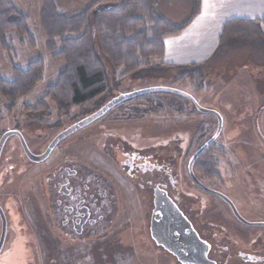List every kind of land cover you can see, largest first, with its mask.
Segmentation results:
<instances>
[{
  "label": "rangeland",
  "instance_id": "obj_1",
  "mask_svg": "<svg viewBox=\"0 0 264 264\" xmlns=\"http://www.w3.org/2000/svg\"><path fill=\"white\" fill-rule=\"evenodd\" d=\"M26 1L29 0L22 3ZM55 1L61 14L72 17L96 0ZM26 12L30 15L29 26L36 46H20V38L14 34L10 36L14 39L12 58L19 68L42 59L45 64L43 81L14 104L0 96V139L9 131L20 130L30 150L41 152L53 137L122 95L150 88L177 90L191 95L197 105L217 112L222 119L219 137L206 150L211 157L208 160L218 165V180H208L195 171L196 177L208 188L226 196L242 218L250 223L264 224V103L258 98V94L264 97V41L258 34L222 44L221 53L203 68L198 84L203 88L201 93L196 92L197 84L177 82L184 71H165L155 64L153 68L126 78H121L119 72L115 80L113 67L102 58L112 81L111 92L95 107H74L60 112L52 102L44 105L41 101L47 88L65 71L66 64L52 58L47 48L48 38L33 5L27 7ZM186 19L185 16L182 20ZM56 42L60 46V40ZM230 43L234 45L227 49ZM0 76L9 81L14 79L10 56L1 49ZM197 105L186 97L167 92H156L146 99L127 100L63 144L61 151L52 155V161H59L64 149H68L74 156L89 157V161L100 165V148L106 152V145L112 142L137 149L151 148L157 157L163 149L173 173L177 172L180 202L188 217L197 224L201 237L209 242L210 257L215 264H245L242 257L246 254L264 255V226L238 223L225 201L203 191L191 180L190 160L219 129L218 119L200 112ZM159 107L163 114H150ZM39 126L42 137L34 133ZM22 151L18 138H10L0 159V207L8 223L0 264H178L144 239L145 225H136L122 233L119 245L115 241L118 237L112 235L104 241L97 238L80 247H71L64 239L54 236L50 225H44L48 210L41 178L51 168L28 162ZM131 209L127 214L122 203L120 221L144 223L146 216L137 200ZM37 214L40 219L36 221ZM1 224L0 218V237ZM118 253L124 254L123 259Z\"/></svg>",
  "mask_w": 264,
  "mask_h": 264
},
{
  "label": "trees",
  "instance_id": "obj_2",
  "mask_svg": "<svg viewBox=\"0 0 264 264\" xmlns=\"http://www.w3.org/2000/svg\"><path fill=\"white\" fill-rule=\"evenodd\" d=\"M41 2L40 22L48 38L47 48L55 61L66 64L57 82L47 88L41 104L52 102L60 112L74 107H95L111 92L112 81L102 58L113 67L115 80L119 72L121 78H126L140 70L153 68L154 64L163 68L162 64L154 61L164 57L165 40L179 35L185 27L173 26L160 17L154 11L155 0H96L72 17L60 14L53 0ZM192 3L193 18L200 11L201 0H192ZM29 22V17L10 0H0V49L10 56L14 74L11 81L0 76V96L11 104L43 81L45 64L42 59L29 63L26 68H19L12 58L15 50L14 39L10 36L16 34L22 47L36 46ZM235 24L240 22H230L224 27L221 44L254 34L264 41V20L258 24L247 23V27L234 28ZM57 40H60V46ZM203 68L191 65L177 82L184 84L189 81L198 85L203 77ZM202 91L198 85L196 92ZM151 95L130 100L146 99ZM163 113L159 107L150 114ZM207 151L195 162L193 171L215 181L218 180L219 168L216 162L208 160L211 157Z\"/></svg>",
  "mask_w": 264,
  "mask_h": 264
},
{
  "label": "flooded vegetation",
  "instance_id": "obj_3",
  "mask_svg": "<svg viewBox=\"0 0 264 264\" xmlns=\"http://www.w3.org/2000/svg\"><path fill=\"white\" fill-rule=\"evenodd\" d=\"M39 130H42L40 126L34 130V133L37 137H42ZM81 130L62 140L48 158L41 162L31 161L24 152L20 138L18 136L11 137L18 138L23 155L28 162L51 168L42 175L45 190L42 185L41 188L44 190V192L42 191L43 199L47 203L48 210V213L44 216V225H50L54 236L64 239L71 247L74 245L80 247L97 238L104 241L112 235L118 237L115 241L119 245L122 244V237H120L122 233L133 229L136 225H145L144 239L146 238V241L155 244L163 253H167L165 254L166 257L171 256L178 264H182L174 255L162 246L157 245L152 237V225L159 223V219L162 217L163 201L166 198L186 217L204 244L206 246L210 245L207 240L201 237L202 235L196 227L197 224L184 211L179 199L180 188L176 179L177 172L173 173L170 161L163 153V149L160 151V157H157L152 154L151 148L137 149L126 142L123 143L128 144V147L120 142H112L106 145L109 148V150L106 149V152L100 148V165L94 161H89V157L84 159L81 158L83 155L78 157L75 154L74 156L71 150L68 149H64L65 153L59 161H52V155L57 150L60 152V147L67 141H72L71 138ZM14 131L20 132L21 135L23 133L20 130ZM55 138L56 136L51 139L44 151L37 153L32 152L27 143L26 145L32 154L41 156L48 150ZM80 138L87 139L83 136ZM47 175L48 178H46ZM194 176L196 177L195 173ZM196 179L204 187L198 185L203 191L208 193L214 191L205 186L197 177ZM193 183L195 182L193 181ZM136 200L146 216V218L144 216L145 222H121L122 203L128 214L132 212L131 206ZM230 210L238 223L247 225L236 217L231 207ZM129 218L131 217L129 216ZM37 219H40V214L36 215V221ZM40 224L38 223V225ZM118 255H120L119 258L123 259L121 256H124V254L118 253ZM113 256L117 257V253H114ZM207 257L215 263L210 257V250ZM242 260L245 264H264V255L246 254L242 257Z\"/></svg>",
  "mask_w": 264,
  "mask_h": 264
},
{
  "label": "crops",
  "instance_id": "obj_4",
  "mask_svg": "<svg viewBox=\"0 0 264 264\" xmlns=\"http://www.w3.org/2000/svg\"><path fill=\"white\" fill-rule=\"evenodd\" d=\"M10 1L29 19L30 15L26 12V8L33 5L35 14H38L40 19L41 0H29L23 3V0ZM53 1L61 14L56 1ZM65 6L67 7L68 4ZM154 11L173 26L185 25L179 35L165 40L164 57L156 61V64H162V69L165 71L182 72L191 65L206 68L217 58L221 53L220 39L223 29L228 23L240 22L235 24L234 28H237L247 27V23L258 24L263 21L264 0H207V3L206 0H201L200 11L193 18L192 0H155ZM185 16L187 19L183 21ZM233 45L230 43L227 49H231ZM258 95L259 101L264 103V97Z\"/></svg>",
  "mask_w": 264,
  "mask_h": 264
},
{
  "label": "water",
  "instance_id": "obj_5",
  "mask_svg": "<svg viewBox=\"0 0 264 264\" xmlns=\"http://www.w3.org/2000/svg\"><path fill=\"white\" fill-rule=\"evenodd\" d=\"M156 92H167L176 95H181L197 105V102L194 99V97L173 89L150 88V89L136 91L130 94L122 95L119 98L112 100L110 103L105 105L103 108H101L99 111L94 113L89 118L85 119L84 121L72 126L71 128L59 134L52 142L48 150L41 156H35L30 152L20 132L9 131L5 133L0 139V157L7 140L12 136H18L21 140L25 154L31 161L34 162L44 161L45 159L48 158V156L51 154L54 148L62 140L66 139L67 137L81 130L82 128L88 126L89 124L93 123L99 118L103 117L116 106L120 105L121 103L127 100L134 99L143 95L153 94ZM197 109L202 113L214 115L219 121V129L216 135L214 136V138L208 141L199 151H197L189 163V173L192 180L197 185L204 188L202 184L194 176L193 165L198 160V158L219 137L222 129V119L220 117V114H218L217 112L205 110L199 105H197ZM209 192H211L213 195H216L217 197L225 201L232 208L236 217L243 223L249 226H264V224L250 223L245 219H243L236 211L232 202L226 196L215 191H209ZM161 216L162 217L159 219V223L152 225V237L157 245L162 246L166 251L174 255L178 259V261L182 264H215L214 262L210 261L207 257L209 247L206 246V244H204V242L198 237V235L196 234L192 225H190L186 217L177 209V207L169 199L165 198V200L163 201ZM0 218L2 220V232L0 237V251H1L2 247L4 246L6 240V234H7V221L1 207H0Z\"/></svg>",
  "mask_w": 264,
  "mask_h": 264
},
{
  "label": "snow or ice",
  "instance_id": "obj_6",
  "mask_svg": "<svg viewBox=\"0 0 264 264\" xmlns=\"http://www.w3.org/2000/svg\"><path fill=\"white\" fill-rule=\"evenodd\" d=\"M206 3H207V0H206Z\"/></svg>",
  "mask_w": 264,
  "mask_h": 264
}]
</instances>
